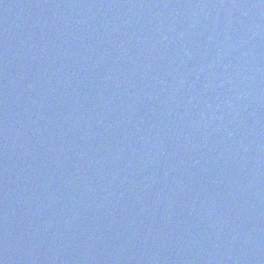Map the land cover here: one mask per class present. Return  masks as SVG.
I'll return each mask as SVG.
<instances>
[{"label": "water", "instance_id": "water-1", "mask_svg": "<svg viewBox=\"0 0 264 264\" xmlns=\"http://www.w3.org/2000/svg\"><path fill=\"white\" fill-rule=\"evenodd\" d=\"M0 264H264V0H0Z\"/></svg>", "mask_w": 264, "mask_h": 264}]
</instances>
